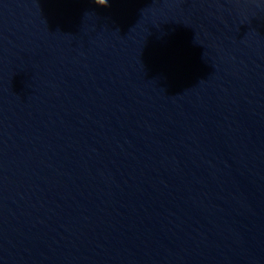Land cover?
<instances>
[{
  "label": "water",
  "instance_id": "water-1",
  "mask_svg": "<svg viewBox=\"0 0 264 264\" xmlns=\"http://www.w3.org/2000/svg\"><path fill=\"white\" fill-rule=\"evenodd\" d=\"M0 264H264V0H0Z\"/></svg>",
  "mask_w": 264,
  "mask_h": 264
}]
</instances>
